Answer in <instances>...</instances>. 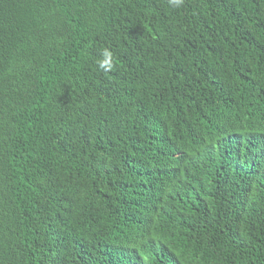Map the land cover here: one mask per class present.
I'll return each mask as SVG.
<instances>
[{"label":"trees","instance_id":"obj_1","mask_svg":"<svg viewBox=\"0 0 264 264\" xmlns=\"http://www.w3.org/2000/svg\"><path fill=\"white\" fill-rule=\"evenodd\" d=\"M0 264H264V0H0Z\"/></svg>","mask_w":264,"mask_h":264},{"label":"clouds","instance_id":"obj_2","mask_svg":"<svg viewBox=\"0 0 264 264\" xmlns=\"http://www.w3.org/2000/svg\"><path fill=\"white\" fill-rule=\"evenodd\" d=\"M106 56H107V58L104 59V60L101 62V67H105V66H107L108 68H110V67H111V63H110L111 54H110V53H106Z\"/></svg>","mask_w":264,"mask_h":264}]
</instances>
